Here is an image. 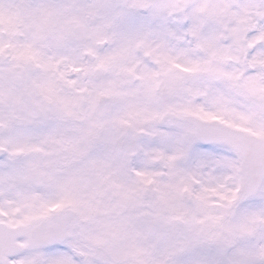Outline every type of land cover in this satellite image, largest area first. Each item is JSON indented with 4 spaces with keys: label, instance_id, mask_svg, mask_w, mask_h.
I'll list each match as a JSON object with an SVG mask.
<instances>
[{
    "label": "snow or ice",
    "instance_id": "obj_1",
    "mask_svg": "<svg viewBox=\"0 0 264 264\" xmlns=\"http://www.w3.org/2000/svg\"><path fill=\"white\" fill-rule=\"evenodd\" d=\"M0 264H264V0H0Z\"/></svg>",
    "mask_w": 264,
    "mask_h": 264
}]
</instances>
